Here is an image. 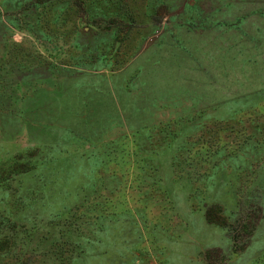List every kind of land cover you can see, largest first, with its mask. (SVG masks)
I'll use <instances>...</instances> for the list:
<instances>
[{
  "label": "rangeland",
  "instance_id": "obj_1",
  "mask_svg": "<svg viewBox=\"0 0 264 264\" xmlns=\"http://www.w3.org/2000/svg\"><path fill=\"white\" fill-rule=\"evenodd\" d=\"M2 242L264 264V0H0Z\"/></svg>",
  "mask_w": 264,
  "mask_h": 264
},
{
  "label": "trees",
  "instance_id": "obj_2",
  "mask_svg": "<svg viewBox=\"0 0 264 264\" xmlns=\"http://www.w3.org/2000/svg\"><path fill=\"white\" fill-rule=\"evenodd\" d=\"M211 217L212 216H210V214L208 213L207 214L208 223L215 224L218 226H225V220L223 221L220 219L219 221H214L211 219ZM8 224L10 225V227H8V240H9V242L11 241L12 243H14L15 236L17 234H19V231L16 229L17 224L15 222H11L9 220H8ZM242 228L244 229L245 233L248 232L247 227H242ZM231 230L232 229H230V232H231ZM9 242H8V251H11V248L9 246ZM3 244H4V242H2V245L0 247H3ZM2 250H3V248H0V253H2ZM38 263H39L38 260L34 257L33 258L31 257V259L24 260V261H22V259L16 260V262H15V264H38ZM73 264H75V263L73 262Z\"/></svg>",
  "mask_w": 264,
  "mask_h": 264
}]
</instances>
